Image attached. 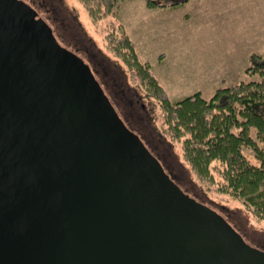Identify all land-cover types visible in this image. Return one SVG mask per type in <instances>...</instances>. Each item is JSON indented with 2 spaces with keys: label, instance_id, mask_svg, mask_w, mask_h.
Here are the masks:
<instances>
[{
  "label": "water",
  "instance_id": "1",
  "mask_svg": "<svg viewBox=\"0 0 264 264\" xmlns=\"http://www.w3.org/2000/svg\"><path fill=\"white\" fill-rule=\"evenodd\" d=\"M0 264H264L22 0H0Z\"/></svg>",
  "mask_w": 264,
  "mask_h": 264
},
{
  "label": "rangeland",
  "instance_id": "2",
  "mask_svg": "<svg viewBox=\"0 0 264 264\" xmlns=\"http://www.w3.org/2000/svg\"><path fill=\"white\" fill-rule=\"evenodd\" d=\"M45 1L51 2L55 8L53 16L60 19L59 23L53 21L52 26L59 25L60 39L58 36L57 39L63 46L86 62L90 60L89 51L94 60L105 62L108 71L114 70L119 80L139 94L152 120L148 126L149 135L147 130L141 135L136 129V133L154 156L169 161V168L173 167L175 172H172L178 173L172 176L181 190L218 211L249 245L264 250V221L249 215L234 198L209 191L194 179L183 161L181 142L171 140L165 133L157 104L127 79L122 61L106 48L105 22L93 25L77 0ZM152 1L185 3L174 12L167 9L146 12L145 0H125L114 11V17L134 39L139 59L150 64L172 101L197 92L209 99L215 88L230 87L254 78L245 74V70L251 54L264 55V0ZM95 77L103 87V78L97 73ZM243 153L253 164H258L250 150L244 148ZM165 171L169 173L167 167Z\"/></svg>",
  "mask_w": 264,
  "mask_h": 264
},
{
  "label": "trees",
  "instance_id": "3",
  "mask_svg": "<svg viewBox=\"0 0 264 264\" xmlns=\"http://www.w3.org/2000/svg\"><path fill=\"white\" fill-rule=\"evenodd\" d=\"M77 1L93 25L105 22L106 48L122 61L127 79L157 104L165 133L181 142L183 161L197 183L234 198L249 215L264 221V55L249 56L245 74L254 77L252 80L217 88L209 99L197 92L172 101L150 64L139 59L124 25L115 20L114 11L125 0ZM176 5L145 0L148 8ZM56 21H60L57 16ZM114 106L136 132L138 123L126 115L128 105L117 101ZM244 148L250 150L257 165L246 158Z\"/></svg>",
  "mask_w": 264,
  "mask_h": 264
},
{
  "label": "flooded vegetation",
  "instance_id": "4",
  "mask_svg": "<svg viewBox=\"0 0 264 264\" xmlns=\"http://www.w3.org/2000/svg\"><path fill=\"white\" fill-rule=\"evenodd\" d=\"M25 1L27 4L32 6V8L37 11V13L42 17L47 24H49L50 28H52L53 33L56 39L59 37L55 32L56 28L52 26L53 21L56 20V16H53L55 8L45 0H22ZM55 14V13H54ZM58 36V37H57ZM59 40V39H58ZM61 43V42H60ZM87 52V50H85ZM87 55L90 60H87L91 71L94 75L97 73L99 76L103 78V87L106 91V94L109 98H113L112 100L116 103L117 101H122L124 104L128 105L130 108L129 111L132 113L130 114L129 111L126 112V115H129L132 120L138 123L137 129L141 132L140 134H145V131L149 130L148 126L150 125V121L152 120V116L149 115V110L147 109L146 105L142 103L141 97L139 94L129 85H125V83L119 78H117L114 74V70L108 71L106 68L108 67L105 62L101 60H94L93 55L87 52ZM114 65H112L113 67ZM139 108V111H137ZM143 110V111H141ZM135 119H134V117ZM139 135V134H138ZM149 135V131L148 134ZM140 136V135H139ZM141 137V136H140ZM160 161L163 162L164 167H167L169 170V174L171 175H178V173H174L175 171L172 168H169V161L162 157ZM174 171V172H172ZM179 178V176H178Z\"/></svg>",
  "mask_w": 264,
  "mask_h": 264
},
{
  "label": "crops",
  "instance_id": "5",
  "mask_svg": "<svg viewBox=\"0 0 264 264\" xmlns=\"http://www.w3.org/2000/svg\"><path fill=\"white\" fill-rule=\"evenodd\" d=\"M187 1V0H185ZM174 2H177L179 5H176L174 7H168V6H163V7H151V8H148L145 6V3H144V10L147 12V11H163V10H169L170 12H174L175 10H178L180 9V7H182V5H184L185 2H181V1H174ZM174 2H170V4L174 3ZM162 3V2H161ZM169 4V3H167ZM142 9V7H141ZM143 10V9H142ZM188 17V16H187ZM128 35V33H127ZM131 38V37H130ZM132 40H134L133 38H131ZM134 42V41H133ZM135 44V43H134ZM136 46V45H135ZM216 89V88H215Z\"/></svg>",
  "mask_w": 264,
  "mask_h": 264
}]
</instances>
